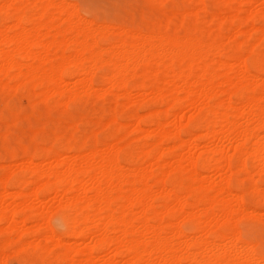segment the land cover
Segmentation results:
<instances>
[{"label": "bare ground", "instance_id": "bare-ground-1", "mask_svg": "<svg viewBox=\"0 0 264 264\" xmlns=\"http://www.w3.org/2000/svg\"><path fill=\"white\" fill-rule=\"evenodd\" d=\"M25 1L8 0L2 5L0 4L5 9H13L11 10L14 21L11 24V27L13 25L12 28L14 29L13 31L11 30L13 33L10 34L6 31L10 26L5 30L0 29V72L9 75V78L20 80L18 82L23 86H32V89L35 88V90L37 87H41L42 93L50 94L52 92L53 94L59 92L61 95H66L68 100L70 97L71 100L77 96L79 90L81 92V89L82 93H84L83 90L88 93L97 91L92 76L95 73L93 72V74L92 71L96 67H99L97 65L98 63H101L100 66H102L106 62L110 63L113 67V71L110 73L111 75L109 77L107 76V82L111 84L112 88L115 87L123 91V94L119 92L115 93L114 98L116 99L117 96L121 97L120 94H122L128 99V101L125 100L124 102H127L125 104L129 106V101L131 103L133 93L131 89H126L127 79L133 75L131 72L136 73L134 72L136 71L134 68L137 67L138 63L144 62L141 60L146 59L147 61L150 59L149 57L154 58L162 55L164 56L163 58L167 57L171 60L179 58L181 62L178 66L172 64L170 67L180 68L177 77L164 81L169 82L168 84L172 83L173 86L168 87L167 85L166 87L165 84H155L149 88L154 96L166 98L172 111L165 108L167 110H165V116L162 118L156 117V120H150L151 124L155 126L154 128L151 127L153 128L151 130L144 129V126H141L140 122L137 121L139 115L137 117L135 114L137 119L135 120L136 124L133 128L137 132L146 130V134L144 136L142 135L146 138V141L139 146L137 145L138 148L135 151L129 150V152H126V162L134 168L132 173H126L124 171L125 167H122L123 164L122 166L121 163L119 164L116 158V155H118L116 151L119 152L118 149H121V146L118 145V147L117 144L110 145L109 143L102 151H98V148L93 145L87 152H79L73 158L70 156L58 157L56 155L54 159L51 157V152H44L41 156V162L38 163L33 160L34 158L32 156L30 157L32 150L25 149L26 156L21 161L23 162V167L27 171H30L29 174L32 176V179L28 181L33 185L32 187L30 186L31 190L28 192L20 189H18L19 191L15 190L16 192L10 191L11 189L8 187V183H6L7 178L11 176L8 175L12 174L9 169H7L9 171L8 175L6 174L5 176L4 173L0 177V236L5 237L3 245L6 248L12 247L15 255L22 259L24 258L27 262L31 257L27 258L29 256L28 254L38 248L42 251L41 254L39 251L40 256L38 257L42 261L48 259V257L50 258L49 255L53 252L51 250L55 248V245L61 246V244H64L62 239L59 238V240L51 232L48 217L52 214L50 216L48 215L49 208H46V210L35 209L37 203L44 204L45 197L41 194V191L47 187L49 192H53L55 195L54 199L56 198V201L59 200L61 202H59L60 205L66 207L68 210L66 215L67 223H69V225L67 224L68 233L70 231L71 236H77V238L85 237L83 241L86 238L90 240V243L87 244V249H82L83 251L81 249L79 250L83 253V260L80 258V261H78L74 256L75 254L73 255V252H76L77 248L74 247V250L72 246L67 248L63 246L65 250H61L62 252L59 251L62 253L61 256H57L60 254L59 252V254L55 253V256L52 255V258L55 257L56 259V262L54 259L55 264H94L97 259L94 255L95 251L104 248L108 251L111 250L110 252L112 254L110 253L111 255H106L107 257L102 258L101 264H118L117 257L120 249L125 250V256L127 258L121 264H183V259H187L188 264H264V256L260 253L257 247L258 245L256 246L251 242L252 240H244L243 233L239 228V221L244 217L243 215L247 216V211L249 212L248 207L243 203V194H234L230 190L231 179L234 178H232L231 174L239 170L248 171V166L245 161L246 155H249L254 160L256 171L258 170L264 173V134L260 132L261 129H264V79L253 73L255 76L250 80L249 74L251 73L247 69V64H250L256 70H264V25L261 24L262 26L255 27L257 25L254 26V24H251L253 26L250 27L249 34H247L250 38H257L253 43L250 42L251 44L245 48L243 47V50V42L238 41L239 43L234 51L235 53L233 52V58L236 60V63L233 65H237L239 75H234L236 74L234 72L232 76L230 73L233 69L231 67L233 66L232 63L230 68L226 69L227 72L225 71L226 73L224 72L221 75L215 70L217 69L215 67H225L226 64L225 60H222L220 56V59H216L215 57L218 52V54L221 52V40L217 42V40L209 41L208 39V42H206L207 40L203 41L204 38L202 39L201 36H196L197 34H188L183 38H179L170 32L167 34L162 32L164 35H160L153 32L146 34L142 31L145 35L142 34L143 36L140 39L137 38L138 40L135 39L132 42L124 40L121 43L118 42V46L114 42L115 47L110 46L112 47L110 49V56L106 57L103 49L99 50L102 45L100 44L98 49L95 46L97 41L92 37V29H94L92 25L93 21H88L86 18L84 19L81 18L82 16H78L80 14L77 15L78 11L75 8L76 6L73 7L67 3V0L66 2L65 0H59L60 2L57 1L58 4H54V0H33L34 2L31 0L34 8H38L39 12L36 18L30 20L32 26L26 27L29 19L22 5V2L24 4ZM238 1L239 3L241 1L240 4H242L244 1L251 2L253 0H225V9L229 11L232 5ZM197 2V11L199 13L200 11L206 10L203 0H197ZM260 2V13L263 15V17L261 16L263 19L261 17L260 19L262 21L264 20V0H260ZM53 6L54 9L52 8ZM70 6L73 8L70 9ZM249 7H247L248 10ZM51 8L53 10L56 9L57 11L55 10V12H58L59 16H54ZM74 8L75 11L73 10ZM238 9L236 10L239 11ZM228 13L227 16L224 15L225 13L223 15L221 13L216 15L213 13L211 17L220 21L224 19V16L228 19L232 17V20L235 19L233 17L239 15L236 12L228 16ZM248 13H246L247 17L244 14L246 19L251 16ZM253 14L252 12V16H254ZM55 17L59 21L56 24ZM103 27L108 29V31L103 30V32H110V25ZM103 27L99 28L101 29ZM53 28H56V31L52 33L51 30ZM43 30L46 31L44 32ZM123 30L121 31L124 32ZM128 31H130V28H128ZM128 31H125L126 35ZM130 32L128 34L129 36H135L136 33L133 34L134 32ZM139 32L142 33L141 31ZM139 32H137V35L140 34ZM95 33L97 32H94V37H96ZM192 33L194 34V32ZM259 33L263 35L261 38L256 36ZM91 37L93 42L92 40L89 42ZM224 40L226 41V38ZM222 43H224L223 40ZM53 46L56 47V56H54L60 58L58 62H50L51 59L48 56ZM69 46H72L73 53L67 55ZM101 48L104 47L102 46ZM242 53H246L244 58L241 56ZM222 54L224 56L225 53ZM24 59H33V62H25ZM200 60L207 61L201 66L206 69L204 68L205 70L200 74L201 76L193 78L195 63ZM79 62H83L82 70L84 76L79 77V80H76V84L73 83L75 85L74 87L70 86V89L69 87L66 88L68 86L67 83L65 86L66 90L60 89V84L65 82L63 78L65 70L73 65L75 66ZM156 65V69L158 70H153L159 71L161 67L158 64ZM94 66L96 67L93 70L92 67ZM131 69H134V71H131V75L129 76L128 72ZM13 71L17 72L12 74ZM173 72L175 73L174 70ZM16 84L18 85V83ZM227 85L232 89L231 94L223 100L220 99L218 106L213 105H217L219 101L214 102L213 105H209L210 103L207 99H211L213 95L216 98L215 94L217 92L215 93V91H220L223 87L227 88ZM145 86L143 85L142 87L145 88ZM240 89H245L249 92L247 103L244 104L240 101L241 103L234 104L236 101L232 99V94L239 93L238 91ZM106 92L108 90L103 91L104 94ZM47 96L49 97L48 94ZM139 97L141 98V96ZM243 97L241 95L240 99ZM118 100L120 102V99H116V102L113 100V103H119ZM203 100L208 106L206 107V104H204V108L206 107V109L200 110L203 107ZM164 102L166 103V101ZM116 104L113 105L116 106ZM179 104L185 106V109H188L189 113L181 114L178 111L173 112ZM199 104L201 107H199ZM153 110L156 111L157 109ZM111 112L114 113L111 115L102 114L96 125H105L107 128L110 125L119 123L117 112L113 109ZM150 113L151 116H155L156 114L155 112ZM171 114L174 117L173 120L169 118ZM209 115H213V117H209ZM203 118L206 120V125L204 126L206 132L202 138L204 139L203 143L205 148H203L204 150L202 152L196 153L200 144L199 142V144L197 143V134L195 135L191 131H188L189 138L184 139L185 137L182 138L180 129L181 126H185V123L195 126L200 120V124ZM105 119L108 120L106 121ZM241 119L245 120V122L241 123ZM202 122L204 123L205 121ZM121 123L117 126L120 132V126L123 124ZM146 124L148 123L146 122ZM95 134L94 136H97ZM120 137L122 138V136ZM118 139H120L119 136ZM169 140L175 141V144L168 148L164 144ZM225 141H227L226 143L228 145H225ZM183 146L187 147V154L175 155L174 157L170 156L173 158L176 157L174 164L169 159L167 160V156L171 154V150ZM230 150L233 153H230ZM36 151L34 149L33 152L36 153ZM141 157L150 159V161L145 159L150 162V167H147L148 169L140 166L139 159ZM61 165L64 166L63 169H59ZM13 170L15 171V169ZM177 171H185V178L177 177ZM204 171H212L210 172L212 174L204 175ZM160 173L164 174L159 176ZM156 174L158 178H155L154 183L157 181L159 186V188L157 187L158 191L156 190L157 193L161 194V196L165 194L175 195L177 197V203L175 201L174 206L173 204L171 206L170 203L163 202L165 204H162L159 209L154 207L156 200L153 202L151 197L153 196L155 199L154 195L156 194L157 199L159 195L153 193V185L155 184L153 181V184L150 183V177ZM86 175L89 176L87 178L89 182L85 180ZM103 183H107V186L103 187ZM237 186L241 190L242 185L238 184ZM254 186L252 191H254V188L256 192H261L264 189L261 187V190L258 184ZM181 189L186 191L185 197L178 195ZM114 191H118V194L115 195ZM230 195L232 199L227 197ZM188 197L194 198L195 200V203L192 204V211H186V207L189 204ZM150 199L151 203L149 202ZM203 201H209L208 204L210 203V207H212L211 213L209 212L210 209L201 210L199 204ZM135 207L140 208V211L138 210L139 212H136L134 210ZM54 209L56 210L58 207L56 205L55 207L52 206L51 211ZM177 209L181 210V216L183 218L186 217L189 220L195 218L199 224L198 231L194 232L192 236L187 234L189 238L185 240H183V237L186 233L181 228V223L178 222L179 219L169 224L164 225L163 223L164 215ZM216 209L221 214H218ZM240 216L243 217L241 218ZM176 217L178 216L175 214L174 218L177 219ZM30 218H34L36 224L34 227H28L30 228L29 230L27 228V222ZM220 218L223 220L221 221ZM219 220L225 228L223 229L221 227L223 231L218 232L219 234L217 236H213V226L215 224L214 227L217 228ZM151 221L156 222L151 223ZM203 225H206V227ZM202 227L204 233L201 231L202 234L196 235ZM27 231H34L39 234V237L37 236V243L23 244L21 242L22 236ZM168 231L170 232L169 236L165 234ZM114 232L117 235H112ZM12 236H14V239L11 238ZM49 240H56L57 244H49ZM49 245L52 246L50 247ZM56 257L59 258L57 259ZM4 259L0 255V264H5L3 263ZM31 260L32 262L33 260L37 261V258L34 257Z\"/></svg>", "mask_w": 264, "mask_h": 264}, {"label": "rangeland", "instance_id": "rangeland-1", "mask_svg": "<svg viewBox=\"0 0 264 264\" xmlns=\"http://www.w3.org/2000/svg\"><path fill=\"white\" fill-rule=\"evenodd\" d=\"M5 1H8V0H0V4L2 5ZM57 1L60 2L62 0H60V1L54 0L53 1L54 4H58ZM30 2H31V0L25 1L24 4L22 2V5L24 7L23 9L26 11L27 18L29 19L28 20L29 22L27 21L28 24H26V27L32 26L30 20H33L34 18H36L37 17L36 15L39 12V9L36 7L34 8L33 3L32 2L30 3ZM65 2H66V0H65ZM196 2H197V0H193V1L192 0H67V3L71 4L73 7L76 6L75 8L78 11L77 15L80 14L78 16H82L81 18H84V19L86 18L88 21H93L92 25H93L94 29H92L93 30L92 31V34H93L92 37L94 38L95 41H97L95 46L97 49L99 48L100 44L104 48L106 47L104 49V48H101L102 47L101 46L99 49V50L103 49V53L105 52L106 57L110 56V49L112 48V47H110L111 45L113 47H115V44H116V46H118L117 45L118 42L121 43V41H124V40H127L128 42H132L135 39L138 40L141 38V36L145 35V33L148 34L149 32L150 33L153 32L155 34L162 35L164 32L166 34L170 32L171 34H173L174 36H178L179 38H183L188 34H191V35L197 34L196 36H201L202 39L204 38L203 41L207 40L206 42H208V39H209V41L217 40V42H220V40H221V42H220L221 43V49H220L221 52H220V54H218L219 53L218 52L215 55V57H216V59H218L220 56V58L222 60L223 59L225 60L226 64H225V67H215V68H217L215 70L217 71V73L222 75V74H224L225 71L227 72L226 69L230 68L231 63H232V65L234 63H236V60L233 58V56L235 53L234 51L237 48V45L239 43L238 41L243 42V45H242V50H243L246 46L251 44L250 42L253 43L256 40L257 37H255V39H254V37H251L252 38V40H251V38L248 36V34H249L248 31L251 29L250 27L253 26L251 24H254V26L257 25L255 27H258V26L260 27V26L264 25V20L261 21V19H263L262 18L263 15H261V13H260L261 8H259L261 6L260 5L261 2H260V0H253L251 2L244 1V2H242V4H240L241 1H240V3L238 1L232 5V7L230 8L229 11H227L225 9V0H203L204 4L206 6L205 7L206 10L200 11V13H199V11H197L198 10V2L197 3ZM244 4H247V5H244ZM238 7H240L242 9V11L240 8L238 9ZM247 7H249V10L247 9ZM52 8L54 9V6ZM72 8L70 6V9H72ZM75 8L73 9L74 11H75ZM258 8H259V10H258ZM11 9L12 8H10V9L6 8L5 9V7L0 6V29L5 30L10 26L8 28L10 30L9 31H8V29L6 30L10 34L13 33L12 31L14 30L12 28L13 25L11 27V24L14 23L13 17H12V14H13L12 10L13 9L12 10ZM53 9H52L53 12L52 11L51 12L54 13V16L58 15V12H55L56 9L55 10H53ZM236 9H238L239 11H237ZM250 9H251V11H250ZM236 12H238L237 14H239V15L236 17H233L235 19L231 20L232 17L229 19L225 18V16H227V13H228V16H230ZM247 12H249L248 15L251 14V16L249 17L250 19L247 18L248 20L246 19V17H247L246 13ZM252 12L254 13L253 14L254 16H252ZM213 13L215 15L218 13H221V15H223L225 13L224 14L225 16L223 17L224 19L219 21L218 19L211 17V15L213 16ZM244 14L246 15V17L244 16ZM31 17H33V18H31ZM260 17H261V19H260ZM57 19L58 18L55 17V24L59 22ZM105 25L106 26L110 25V27H109L110 32H106V31H108V29H105V27H103ZM117 25H119V26H117ZM1 27H3V28H1ZM99 27H103L104 29L103 28L100 29ZM97 28H98V30H97ZM128 28H130L131 32H134L133 34L136 33L135 36H129L128 35L130 32V31H128ZM103 30H106V31L103 32ZM121 30H123L124 32H122ZM135 30L137 32L144 31L145 33L139 32L140 34L137 35V32ZM43 31L45 32L46 30H43ZM54 31H56V28H53L51 30L52 33ZM125 31H128L127 35H126ZM94 32H97V33H95L96 34L95 36L97 38L94 37ZM192 32H194V34ZM97 34H98V36H97ZM176 34H178V35H176ZM203 35H204V37H203ZM246 36H248V37H246ZM256 36H259L261 38L263 35L261 33H259V35L257 34ZM92 37H91V39H89V42H90V40H92V42H93ZM225 38H226V41L224 40ZM99 39H101V40H99ZM121 39H123V40H121ZM222 40L224 43H222ZM98 42H99V45L97 46ZM114 42H116V43L114 44ZM224 44H225V47H224ZM54 47L55 46H53V48L51 49V52L48 55L49 59H51L50 62H52V61L58 62V60L60 59L59 57H55L56 56V51H55L56 47L55 48ZM106 49L109 51H107ZM72 51H73L72 46H69V50H67L66 54L67 55L70 53L72 54L73 53ZM222 53H225L224 56ZM245 55H246V53L245 54L242 53L241 56H243V58H244ZM163 57L164 56L161 55V56H157L154 58L149 57L150 59L147 61H146V59L141 60L144 62H142V63L140 62V64L139 63L137 64V67L134 68V69H136V71H134V69L129 70V72H128L129 76L131 74L134 75V77H133V75H131L132 77L130 76V78H129L128 74H127V77L129 79H127L126 89L127 90L131 89V92L133 93L131 96V103L132 104L129 101V104H130L129 106H128V104H125L127 102H124L125 100L128 101V99L122 95L123 94L122 89L118 90L115 87L112 88L111 84L109 82H107V76L109 77L111 75L110 73H112V71H113V67H112V65H110V63H106V62L104 63L103 62L104 64L102 66H100L101 63H98L97 65H99V67H96L97 65L92 67L93 70L96 67L95 70L92 71V73L93 72L95 73V74L93 73L94 75H92V76H93L95 88H97L96 89L97 91H93L92 92L93 94L90 92L91 93L90 94L88 92H85V90H83V92L85 93V95H84V93H82V89L80 88L81 92L79 90V92H78L79 95L78 94H77V96L75 95L76 97H74V98L72 97L73 99H71V100H70V97L68 100V97L66 95H63V94L61 95L59 92L53 93V94H52V92L50 94L49 93H42L41 87H39V88L37 87V89L35 90V88L32 89V86H23L19 83L20 80L9 78V75H5V74L0 72V166L2 165L0 167V177L2 175H4V173H5V176H6V174L8 175L9 171H11L12 174L8 175V176H10V175L11 176L9 178H7L8 180L6 179L7 180L6 183H8V185H9L8 187L11 189L10 191H12V192L15 190L19 191L18 189H20L22 191L24 190V192H28L29 190H31V187L33 186L32 184H30L31 182H28L29 179L30 180L32 179L31 174H29L30 171H27L23 167V165H22L23 162L21 161L22 159H25V156H26V150L25 149H29L30 151L32 150V152L30 153V157L32 156L34 158L33 160L38 163V162H41L40 161V160H42L41 156L44 152H49V153L51 152V157H53L54 159H55L56 155H58V157L70 156L71 158H73V156H76V154L78 155L79 152H82V151L87 152L88 149L90 147H92L93 145H95V147L98 148V151H102L103 149H105L109 145V143H110V145L117 144V146L118 145L121 146V149L120 148L118 149L119 152L116 151V153L118 154V155H116L117 156L116 158L118 159L119 164L121 163V166L123 164L122 167H125L124 171L126 173H132V170L134 168L132 165H130L129 163L126 162V159H125L126 158L125 157L126 152L127 151L129 152V150L135 151L140 144H143L146 141V138L143 137L144 134H146L145 133L146 130L137 132V130H135L133 128L136 124L135 120L138 117L137 115H139V117H141L143 115L140 119L138 117V120H137L138 122H140L141 126H144V129L151 130L155 126L151 124L150 120H152V119L156 120L157 118H162L163 116H165L166 111H167L166 109L172 111V108L168 105L166 98H158V97L154 96L151 93V90L149 89L151 85H155V84H165L166 87H167V85H168V87H171V86H173L171 82H170L171 84H168L169 82H164V81L166 79L172 80V79L177 77V73L179 72L178 70L180 68L179 67L170 68V67L172 66V64L178 66L180 64L181 60L179 58H176L175 60H171L170 58H167V57L163 58ZM24 61L25 62H33V59H24ZM34 61L38 62L37 60H34ZM159 61H160V63H159ZM172 61H173V63H172ZM174 62H176V63H174ZM205 62H207V61L206 60H200V61L195 63V67H194V71H193V78L201 76L200 74H202V72L206 69L205 67H201L205 64ZM0 63H1V59H0ZM156 64H158L161 67V69L159 68V71H156V70H158V69H156V66H157ZM76 65L75 66L73 65L74 67L71 66L65 70V72L63 73V78H64L65 82L64 83L62 82L60 84L61 85L60 89H65V86L67 83H68L67 84L68 86H66V88L69 87V89H70V86L74 87L75 85H73V83L76 84V80H79V77L84 76V73L82 70L83 69V67H82L83 62H81V63L79 62ZM138 65L140 66L139 68H138ZM168 65H169V67H168ZM75 67H76V69H75ZM231 67H233V69L230 73L232 74L235 72L236 74H234V75H236V76L239 75V72H237L238 71L237 65L235 64ZM153 69H156V70H153ZM247 69H249V72L251 73V74H249L250 80L255 75L260 76L262 79H264V70H260V71L256 70V68L252 67L250 64H247ZM152 70H153V72H152ZM173 70L175 71V73L173 72ZM131 71H134L136 73L134 74ZM15 72H17V71H13L12 74H15ZM130 72H131V74H130ZM230 73H229V75H231ZM253 73L255 75H253ZM136 74H139V75H136ZM232 76H233V74H232ZM145 82H146V84H145ZM16 83H18V85ZM147 83H150V84H147ZM143 85H146L145 88L142 87ZM225 87H226V85H225ZM141 88H143V89H141ZM223 89H225V90H223ZM223 89L220 90L221 92L219 90L215 91V93L216 92L218 93V94L216 93L217 95L214 93L216 98H214V95H213V97L211 98L212 100L209 98L207 99V101L210 103L209 105H213L214 102L219 101V102H217V105H213V106H218L220 104V99L223 100L231 94L232 89L228 85H227V88L223 87ZM105 90L106 91L108 90V92H106L104 94L103 91H105ZM242 90L240 89L238 91L239 93H236L237 95L232 94V96H233L232 99H234L236 101V102L233 101V102H235L234 104H239L238 102H240V101L243 102L244 104L247 103V97H248L249 92H247V90H245V89L242 92ZM117 92L122 93V94H120L121 97L117 96L116 99H120V102L118 100L119 103L116 104V103H113V100L114 101L116 100L114 98L115 97L114 95ZM138 92H139V94H138ZM243 93H244V95H243ZM47 94L49 95V97L47 96ZM246 94H247V96H245ZM150 95H152V96H150ZM241 95L244 96L243 98H245V99H243V98L240 99ZM139 96H141V98ZM164 101H166V103ZM123 102H124V104H123ZM202 102H204V100ZM205 102H206V99H205ZM205 102L202 103L203 107H201V105L199 104V107H201V109L199 108L200 110H204L208 106V104H206ZM111 103H112V105H111ZM113 104H116V106H114ZM204 104H206L205 108H204ZM111 106H113V107H111ZM162 108H164V109H162ZM185 108H186L185 106H183L182 104L181 105L179 104V106L176 107V109L173 110V112L178 111V112H181V114L189 113L188 109H185ZM106 109H107V111H106ZM108 109H109V111H108ZM112 109L117 112L119 123L110 125L107 128L105 127V125H102V126L96 125V124H98L97 123L98 119L102 114H104V113L107 115L113 114L114 112H111ZM153 109H157L156 111H158V112L156 113V111H154ZM179 110H181V111H179ZM106 112H108V113H106ZM150 112H155L156 113L155 116L154 115L151 116ZM135 114L137 117L135 116ZM209 117H213V115H209ZM169 118H170V120L171 119L173 120L174 117L171 114L169 116ZM203 119H201V120L205 121L204 123L201 121V123L199 124L200 120L198 121V123L195 126L190 125V124L188 125L187 123H185V126L184 125L181 126V129H180L181 130V136H182V138L185 137L184 139H186L187 137L189 138L188 131H191L195 135L197 134V136H196L197 137V143L199 142L200 144L198 143L199 148L197 149L196 153L202 152V150H204L203 148H205L204 143H203L204 139H202V138L204 137V133L206 132V129L204 127L206 125V120H205V118H203ZM146 122L148 124H146ZM242 122H245V120L241 119V123ZM120 123L122 124L120 126L121 132L123 131L122 133L119 131L120 129H118V127H117ZM128 123H130V124L128 125ZM183 124H184V122H183ZM74 125H76L77 127L76 126L74 127ZM124 125H126V126H124ZM151 127H153V128H151ZM114 128H117V129H114ZM128 130H129V132L130 131L131 132L129 133ZM110 131H111V133H110ZM116 131H119V132H116ZM260 132L262 134H264L263 133L264 129L263 130L261 129ZM95 133H97V134H95ZM94 134L97 136H94ZM123 135L125 136V138ZM118 136L121 140L120 139L117 140ZM120 136H122L123 139ZM135 137L137 140L134 139ZM140 137H143V138H140ZM226 142L227 141H225V145H228V143H226ZM174 144H175V141L169 140V141L165 142L164 146L169 148V147L173 146ZM75 146H77L79 149L77 147L75 148ZM183 147H177V148L171 150V152H170L171 154L167 156V160L169 159V161L173 162V164H174L176 162V159H175L176 157L173 158L175 155L187 154V152H188L187 147L186 146H183ZM34 149L37 150L36 153L33 152ZM180 151H181V153H180ZM230 153H233L232 150H230ZM63 154H64V156H63ZM170 156H173V157H170ZM246 156L247 157H246L245 161H246V164L248 166V171H245V170L240 171L239 170L236 173L234 171L231 174L232 178L233 177L234 178L231 179L232 183H230V190L234 194H237V193L243 194V203L246 207H248L247 209L249 210V212L247 211V214H246L247 216L243 215L244 216V217L242 216L243 218L240 216L242 219L239 221V226H240L239 228H240V231L243 233V234L242 233L241 234H242L244 240H246V241L252 240L251 242H253L256 246L258 245L257 247L259 248L260 253L264 256V196H263L264 195V189H263V191H261L262 188H264V173L262 172L263 173L262 174L258 170L256 171L255 163L253 162L254 160L249 155H246ZM53 158H51V159H53ZM145 159H147V158L141 157V159H139L140 160L139 164L141 167L143 166L146 169L147 167H150V162H149L150 159H147L149 161H147ZM174 159H175V162H174ZM248 159H249V161H248ZM61 168L63 169L64 166L61 165L59 169H61ZM7 169H9V171H7ZM13 169H15V171ZM12 170L14 171V173ZM210 172H212V171H209V172L204 171V175H211L212 173H210ZM163 174L164 173H160L159 176H161ZM176 175L179 178L180 177L185 178L184 176L186 175V172L185 171H177ZM243 176L245 179L243 178ZM88 177L89 176L86 175L85 180L86 181L88 180V182H89V179H87ZM155 178H158L157 174L150 177V183H152V181L154 183ZM17 179H19L20 181ZM235 181H236V183H235ZM139 184H141V183H139ZM154 184L155 185H153V189L155 192L153 191V193H157V191H158L157 187L159 188L157 181ZM238 184L242 185L241 190L239 188H237ZM257 184L260 187L261 190H259V191H261V192H258V191L256 192L255 188H254V191H252L253 187H255L254 185H257ZM104 186H107V183L106 184L103 183V187ZM139 186H141V185H139ZM251 187H252V189H250ZM117 192L118 191H114V194L117 195L118 194ZM179 192L180 193H178V195H181V197L186 196L185 190L181 189V190H179ZM41 194L44 195L45 202L43 205L37 203L35 206V209L46 210V208H49V210L47 209L48 213H49L48 215L50 216L52 214L50 217H48V219H49L48 222H49V225H50L51 230H52L51 232H53V234H55L58 239L60 238L63 240L64 244H61L62 247L65 246L67 248V247L72 246L73 249H74V247L77 248L76 252H73V250H72L73 255L75 254L74 256L76 257V259H78V261H80V258H81V260H83V253L81 251L88 248L87 244L90 243V240L88 238H86L83 241V238H85V237H81V238L78 237L77 238V236H71L72 235V234H70L71 232L69 231V233H68L67 224L69 225V223H67L68 221H67V216H66L68 213L67 208L61 206L60 205L61 202L58 199H57L58 201H56V198L54 199L55 195L53 194V192H49L47 187H45L41 191ZM157 194L159 195V196H157V199H156V194L154 195L155 199L153 198V196L151 197V199H153L152 200L153 202L156 200L154 202L155 203L154 207L156 209H159L162 206V204H165L163 202L170 203L171 206H172V204H173V206L175 205L174 204L175 201L177 203V197L175 195H170V194L166 195L165 194L164 196L163 195L161 196V194H159V193H157ZM151 195H153V194H151ZM227 195H229V194H227ZM158 197H161V198H158ZM175 197H176V199H175ZM227 197L229 199H232L231 195L227 196ZM50 198H51V201H50ZM151 199L149 200V202L151 201ZM187 199H188L189 204L186 207V209H187L186 211H192L193 210L192 204L195 203V200H194V198H189V197ZM190 202H193V203H190ZM208 202L209 201H203L199 205H200V208L202 211H204V209L205 210L210 209L209 212L211 213L212 207H210L211 204L210 203L208 204ZM159 203H160V205H159ZM55 205L58 207V209H56V210L54 209L53 211H51L52 206L55 207ZM50 206H51V208H50ZM59 206L61 209L59 208ZM139 209L140 208H138V207L134 208V210L136 212H139L140 211ZM216 212L218 214H221V212L217 209H216ZM175 214L178 216V217H176L177 219L174 218ZM181 215H182V212L180 209H177L176 211H173V212L171 211V212L164 215V222L163 223L165 225V224H169L170 222H176L179 219L178 222L181 223L180 224L181 228L184 230V233H186L183 237V240H185V239L189 238L188 235L192 236V235H194L193 234L194 232L198 231V225L199 224L195 218H191L189 220V219H186V217H184L185 218L184 219L183 216H181ZM220 220L222 221L223 219L220 218ZM220 220L217 223V228L214 227L215 224L213 226V228H214L213 233H212L213 236H217L225 228L224 225L221 224ZM155 222L156 221H151V223H155ZM5 224H7V223H5ZM35 224H36L35 219L30 218V220L27 222L28 226L27 225L26 226H27V228L32 227V226L34 227ZM203 226L206 227V225H203ZM221 227H223V229ZM28 229L30 230V228H28ZM65 230H66V232H65ZM54 231H55V233H54ZM199 231L200 232L203 231V227L201 230L199 229ZM200 232L197 233L196 235L202 234V232L201 233ZM203 233H204V231H203ZM36 234L37 233H35L34 231L33 232L27 231L22 236L21 242L23 244L37 243L39 234H37V235ZM114 234L117 235L115 232L112 233V235H114ZM165 234L167 236H169L170 232L168 231ZM11 238L14 239V236H12ZM4 239H5V237L0 236V255H1V257H3V259L5 258L3 260L4 261L3 263H5V264H24V263L25 264H38V263L40 264L41 262H42V264H55L56 259H55V257L52 258V255L55 256V253L59 254L60 252H62L61 250H65L64 247L62 248L59 245L61 247L60 248L59 246L55 245L54 246L55 248L53 250H51L53 252H51V255H49L50 258L48 257V259L41 261L40 258H38V257L40 256L42 251L40 248H38L37 250L32 251L30 254H28L29 256H27V258H29L30 256L31 257L29 258L30 260L26 262L24 258L22 259L21 257L15 255L12 247L6 248V246L3 245ZM48 243L49 244L53 243L52 245H54L55 243L57 244V241L56 240H52V241L49 240ZM80 249H81V251H79ZM39 251H40V254H39ZM110 251L111 250L108 251L105 248L99 249L98 251L96 250L94 255L97 257V259L95 260L94 264L100 263L102 261V258L104 259V257L106 255L107 256L111 255L112 252H110ZM79 252H81V253L78 254ZM125 253L126 252L124 249L119 250V254L117 257L118 264H121L122 262H124L127 259L125 256ZM32 254H33V256H32ZM61 254L62 253H60L57 256H61ZM99 254H100V256H99ZM34 257L37 258V261L33 260V262H32L31 259ZM56 258L58 259L59 257H56ZM54 259H55V262H54ZM188 263L189 262L187 259H183V264H188Z\"/></svg>", "mask_w": 264, "mask_h": 264}]
</instances>
